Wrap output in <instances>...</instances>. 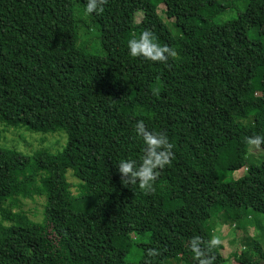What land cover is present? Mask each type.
Listing matches in <instances>:
<instances>
[{
	"label": "trees",
	"instance_id": "16d2710c",
	"mask_svg": "<svg viewBox=\"0 0 264 264\" xmlns=\"http://www.w3.org/2000/svg\"><path fill=\"white\" fill-rule=\"evenodd\" d=\"M236 1L108 0L88 14L87 0H0V122L65 135L55 154L0 148V264H196L188 242L210 239L216 215L257 228L264 149L248 163L246 138L264 135V0H239L216 23ZM145 29L177 57H132L128 41ZM255 71L258 98L244 103ZM139 120L173 144L151 194L118 171L142 160ZM34 197L44 198L40 222L16 205ZM220 248L214 264L225 262ZM233 258L264 264V243Z\"/></svg>",
	"mask_w": 264,
	"mask_h": 264
},
{
	"label": "rangeland",
	"instance_id": "374dc122",
	"mask_svg": "<svg viewBox=\"0 0 264 264\" xmlns=\"http://www.w3.org/2000/svg\"><path fill=\"white\" fill-rule=\"evenodd\" d=\"M235 8L225 11L214 21H219L233 18L236 15V11L241 9L240 1H236ZM163 6L157 7V14L162 15ZM264 43V40H263ZM261 72V68H257ZM259 71H255L251 75V80H254L253 90L246 95L244 103L256 101L258 98V91L261 84V75ZM65 145V135L61 131L55 132H33L28 131L24 127H9L0 122V148L13 149L21 155L30 156L38 150L46 151L50 154L60 152ZM262 157V151L248 147L246 159L248 163L257 164ZM244 169L230 172L229 174L222 175L220 181H227L230 179H237L244 174ZM66 180L71 185V192L76 191L77 181L71 176L69 171L65 174ZM17 209L23 211L32 221L40 222L42 218V210L44 206L43 197H34L32 199H18ZM256 223L257 228L253 225H247L245 228L239 229L237 226L229 225V220H223L218 215L213 219V235H219L222 241L221 248L219 250L220 255L225 260L224 264H235L234 254H238L243 251L248 245L261 246L264 243V215L254 214L251 215ZM250 221L247 218H243L240 222ZM222 229V231H218ZM133 239H137V235H132ZM128 259V258H127ZM171 264H182L181 262H173Z\"/></svg>",
	"mask_w": 264,
	"mask_h": 264
},
{
	"label": "clouds",
	"instance_id": "9594fccd",
	"mask_svg": "<svg viewBox=\"0 0 264 264\" xmlns=\"http://www.w3.org/2000/svg\"><path fill=\"white\" fill-rule=\"evenodd\" d=\"M107 3L108 0H87L86 12L100 14ZM127 46L132 57H143L162 64H167L170 58L174 59L178 55L177 51L169 45H161L154 33L148 29H145L138 39H130ZM135 131L145 144L142 160L139 164L134 159L121 160L118 164V171L121 175V182L125 186H138L144 193L151 194L156 191L155 182L161 175V170L171 165L174 159L173 144L170 143L165 132L150 131L143 120L136 123ZM246 143L251 148L262 150L264 149V135L256 134L247 137ZM221 243L219 235H213L207 241L196 235L189 240L188 247L194 253L196 264H214L216 257L210 253ZM146 255L154 258L159 256L160 252L156 248H149Z\"/></svg>",
	"mask_w": 264,
	"mask_h": 264
}]
</instances>
